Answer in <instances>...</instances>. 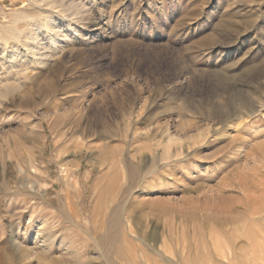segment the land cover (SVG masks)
I'll return each mask as SVG.
<instances>
[{"label":"rangeland","instance_id":"obj_1","mask_svg":"<svg viewBox=\"0 0 264 264\" xmlns=\"http://www.w3.org/2000/svg\"><path fill=\"white\" fill-rule=\"evenodd\" d=\"M0 92V264H264V0H0Z\"/></svg>","mask_w":264,"mask_h":264},{"label":"bare ground","instance_id":"obj_2","mask_svg":"<svg viewBox=\"0 0 264 264\" xmlns=\"http://www.w3.org/2000/svg\"><path fill=\"white\" fill-rule=\"evenodd\" d=\"M69 1V0H68ZM69 3V2H68ZM54 5H56V4H54ZM53 5V6H54ZM64 5V4H63ZM58 7V6H57ZM57 7H56V9H57ZM70 7V8H69ZM71 7H74V6H71V5H68L67 7L66 6H63V8L62 9H60V7L58 8V9H60V11H62V12H66V13H70V14H72L73 16H74V14H75V11H74V8H71ZM55 8V7H54ZM70 10H69V9ZM56 11H59V10H56ZM77 14V13H76ZM85 15V14H84ZM68 16V15H67ZM71 16V15H70ZM84 17V16H83ZM77 18V17H76ZM75 19V18H74ZM78 19V18H77ZM68 20H69V18H68ZM71 20V19H70ZM72 22V21H71ZM31 26V25H30ZM27 28H29V27H27ZM53 29V28H52ZM47 30H50V29H47ZM29 32V31H28ZM39 32H40V30H39ZM50 32V31H49ZM52 32V31H51ZM25 33H27V32H25ZM28 34V33H27ZM32 33H30V35H31ZM21 36V35H20ZM25 36V35H24ZM29 37H31V36H29ZM33 37V36H32ZM31 37V38H32ZM35 37V36H34ZM28 38V37H27ZM33 39V38H32ZM37 39H38V37H37ZM34 40V44H35V47H34V49H35V51L36 52H39L38 53V55H39V57L37 56V59L38 58H42V60L44 59V58H46V57H49V56H46V57H44V54H43V52L41 53L39 50L41 49V43H39V41L38 40ZM40 39V38H39ZM28 41V40H27ZM31 41H33V40H31ZM36 41V42H35ZM30 43H33V42H30ZM29 43V44H30ZM45 48V47H44ZM58 48V47H57ZM30 50V49H29ZM29 50H26L27 51V54H28V51ZM33 50V49H32ZM45 50V49H44ZM48 50V49H47ZM47 50H45V51H47ZM25 51V50H24ZM34 51V50H33ZM32 51V52H33ZM35 52V53H36ZM31 55V54H30ZM33 55V54H32ZM50 55V54H49ZM44 57V58H43ZM19 58V57H18ZM40 58V59H41ZM17 61H18V59H17ZM24 61V60H23ZM33 61V60H32ZM25 62V61H24ZM27 63V62H26ZM31 63V62H30ZM24 64V63H23ZM40 64V63H39ZM20 65V64H19ZM21 65H22V63H21ZM32 65H30V67H31ZM44 66V65H43ZM16 67V66H15ZM26 67V66H25ZM29 67V66H28ZM27 67V68H28ZM35 67V66H34ZM23 68V67H22ZM13 70V69H12ZM27 70V69H26ZM28 71V70H27ZM22 72V71H21ZM20 72V73H21ZM11 74H12V72H11ZM10 74V75H11ZM28 75V74H27ZM14 76V75H13ZM19 76V75H18ZM28 77V76H27ZM11 78H12V76H11ZM17 79V78H16ZM18 79H19V77H18ZM24 79V78H23ZM26 80V79H25ZM23 81V80H22ZM11 82V81H10ZM21 82V81H20ZM24 83V82H23ZM14 84H16V83H14ZM18 84V83H17ZM18 87H19V85H17ZM17 87V88H18ZM15 88V87H14ZM20 88V87H19ZM21 89V88H20ZM1 93V92H0ZM263 106H264V103H263ZM225 109V108H224ZM231 110V109H230ZM227 111V110H226ZM232 111V110H231ZM233 111H235V110H233ZM228 113V112H227ZM233 113V112H232ZM222 114V113H221ZM236 114V113H235ZM254 113H251V115H253ZM218 116V115H217ZM227 116H228V114H227ZM235 117H240V118H243V116H241V115H238V116H235ZM223 118H224V116H223ZM225 120V119H224ZM221 121V120H220ZM224 124H225V121H224ZM221 125V124H220ZM230 126V125H229ZM221 128V127H220ZM231 128V127H230ZM221 130H223V129H221ZM224 131V130H223ZM221 132V131H220ZM220 134V133H219ZM202 137V136H201ZM219 137H221V136H219ZM203 138V137H202ZM231 139V138H230ZM233 140H235V139H233ZM232 140V141H233ZM232 141H231V145L233 144L232 143ZM235 141H237V140H235ZM235 141H234V144H235ZM239 141V140H238ZM229 142V141H228ZM238 143H240V142H238ZM233 144V145H234ZM242 144V143H241ZM244 145V144H243ZM242 145V146H243ZM249 145V144H248ZM230 146V145H229ZM202 148V147H201ZM237 148H238V145H237ZM239 148H240V144H239ZM200 149V148H199ZM177 150V149H176ZM238 150V149H237ZM245 150V149H244ZM216 151V150H215ZM214 151V152H215ZM217 151H219L218 149H217ZM221 151V150H220ZM224 152V151H223ZM215 153H217V152H215ZM222 153V152H221ZM201 154V153H200ZM204 154V153H203ZM218 154V153H217ZM217 154H210V155H207V156H205V157H202V156H200L201 157V160L203 161V163H208L209 161H215L218 157H217ZM191 155V154H190ZM202 155V154H201ZM219 155H221L220 153H219ZM198 156V155H197ZM245 156V155H244ZM189 157V156H188ZM196 157V156H195ZM199 156H198V158H200ZM220 157V156H219ZM172 158V157H171ZM162 159H164V157H162ZM204 159V160H203ZM188 160V159H187ZM198 160V159H197ZM246 160V159H245ZM193 161V160H192ZM185 162V161H184ZM216 162V161H215ZM168 165H170V164H166L165 166H168ZM182 166V165H181ZM184 168V167H183ZM231 176V175H230ZM197 181V180H196ZM226 181V180H225ZM230 182V181H229ZM221 183H224V182H221ZM228 183V182H227ZM219 184V183H218ZM260 184H262L261 182H260ZM227 185V184H226ZM223 186V185H222ZM257 186V185H256ZM256 186H254V187H256ZM200 187H203V185H199V186H197V188H200ZM263 187H264V185H263ZM263 187L261 186V188H259V190L260 189H263ZM214 188V187H213ZM216 189V188H215ZM231 189V188H230ZM234 189V188H233ZM254 189V188H253ZM255 189H257V188H255ZM199 190L200 189H198V192H199ZM223 190H221V192H222ZM241 191V190H240ZM248 191H250V189L248 190ZM262 191H264V190H262ZM244 192V191H243ZM251 193H252V191H250ZM249 192V193H250ZM261 192V191H260ZM193 193V192H192ZM248 193V192H247ZM251 193H250V196H248L249 194H246L247 196H246V198H244V199H241V202H243V205H245L246 207H247V210L248 211H250V214H251V217L253 218V216H258V217H260V219L262 218L261 216H263V214H264V192H263V194H262V192H261V194L262 195H260V196H255V197H253V196H251ZM191 194V193H190ZM198 194V193H197ZM222 194V193H221ZM254 194V193H253ZM243 200V201H242ZM257 204H260L259 205V207L257 206ZM254 206V207H253ZM256 206H257V208H256ZM255 208V209H254ZM231 210H232V208H230ZM234 213V214H233ZM236 213V214H235ZM228 214H229V216H227L228 217V221L226 222V225L227 224H237L239 221H240V216H239V214L240 213H238L236 210H234L233 209V211H231V212H228ZM250 217V218H251ZM257 217V218H258ZM251 218V219H252ZM254 219V218H253ZM262 220H264V219H262ZM128 221V220H127ZM254 222V221H253ZM129 225V224H128ZM127 225V226H128ZM130 228V227H129ZM238 228V227H237ZM128 231V230H127ZM124 232V231H123ZM260 232H262V233H264V230H260ZM254 235H256V233H252V235H251V237L252 238H254ZM261 235H264V234H261ZM101 236H103V235H101ZM130 237H132V238H136L134 235H129ZM52 237V236H51ZM108 237V235H105V238H106V242L107 243H110V240H111V238H110V240H108L109 238H107ZM109 237H110V235H109ZM36 239V241L37 240H39L40 239V236H36L35 237ZM247 238H249V235L247 236ZM138 239H140V238H138ZM238 239V238H237ZM250 239V238H249ZM255 239V238H254ZM75 240H77V238H75ZM102 240H104V239H102ZM244 240V239H243ZM248 240V239H247ZM251 240V239H250ZM13 242H11L12 243V247L14 248L13 250H17V251H19V250H21L22 248H21V246H20V244L21 243H18L17 242V240H12ZM88 241V240H87ZM255 241V240H254ZM77 242H78V240H77ZM94 242H96V245H94L93 243ZM232 242V241H231ZM240 242V241H239ZM248 242H250L249 240H248ZM79 243V242H78ZM83 243V242H82ZM93 245L95 246V247H98L97 249L99 250L98 252H99V256L100 257H105L106 255H105V253H103V247H102V250L100 249V243H98V241L95 239L94 241H93ZM104 243L105 242H103V245H104ZM246 243V242H245ZM253 243V241L251 242V244ZM45 244H46V240H43V243H42V246L43 247H45ZM76 244V243H75ZM73 245V243L71 242V245H69V248H72V247H75V248H77L78 246H76V245ZM98 244H99V246H98ZM106 244V243H105ZM235 244V243H234ZM251 244H249L250 245V247H251ZM256 243L254 242L252 245L254 246ZM80 245H81V243H80ZM79 245V246H80ZM230 245H233L232 243L230 244ZM238 244H236V246H237ZM92 247L93 248V252L96 250V248L95 247ZM101 246H102V244H101ZM109 246H110V244H109ZM150 246H152V245H150ZM235 246V245H234ZM43 247H42V249H43ZM229 247V246H228ZM232 247V246H231ZM238 247H240V246H238ZM245 247V246H244ZM244 247H240V248H238L237 250H239L240 251V253H242L241 251H245L244 252V254H246V256L244 257V258H246L245 260L246 261H248V262H252V264H256V262L258 261V257L256 256V251H254L255 250V248H256V246H254V249H253V247H252V249H246V248H244ZM247 247V246H246ZM68 248V249H69ZM75 248H73L74 250H75ZM105 248V247H104ZM236 247H233V250L235 249ZM248 248V247H247ZM46 249V248H45ZM227 249V248H226ZM88 250H90V251H92L91 250V245H84L83 244V249H76L75 251H73V253H71V255L70 256H68L67 257V261H66V263L67 264H89L90 263V260H88V261H85L84 260V258H85V255H86V253H88ZM101 250V251H100ZM106 250V249H105ZM223 250V249H222ZM237 250H235V251H237ZM247 250V251H246ZM249 250V251H248ZM90 251H89V253H90ZM230 251V250H229ZM231 251H232V249H231ZM96 252V251H95ZM234 252V251H233ZM238 252V251H237ZM240 253H236L237 254V256L240 254ZM67 255V254H66ZM233 255H234V253H233ZM234 256H236V255H234ZM240 256V255H239ZM229 257V256H228ZM230 258V257H229ZM237 258V257H236ZM57 259H59V258H57ZM93 259V258H92ZM264 259V258H263ZM61 260V259H60ZM65 260V259H64ZM94 260H96V258H94ZM163 264H176V262L174 263L172 260L173 259H171L170 257H168L166 254H164L163 255ZM234 260H236V259H234ZM237 260H238V258H237ZM62 261H63V259H62ZM55 262H57L56 264H64V261H63V263L62 262H59V261H55ZM91 262H93V264H95V262L96 261H91ZM107 262V261H106ZM65 263V264H66ZM240 263V262H239ZM245 263V262H244ZM243 263V264H244ZM247 263V262H246ZM144 264H156V263H154V262H151V261H145L144 262ZM232 264V263H231ZM241 264V263H240Z\"/></svg>","mask_w":264,"mask_h":264}]
</instances>
